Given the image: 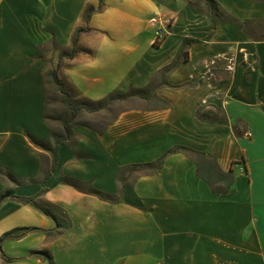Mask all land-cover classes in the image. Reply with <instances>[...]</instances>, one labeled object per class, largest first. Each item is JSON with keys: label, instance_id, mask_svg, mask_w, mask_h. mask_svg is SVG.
<instances>
[{"label": "crops", "instance_id": "0c3cea01", "mask_svg": "<svg viewBox=\"0 0 264 264\" xmlns=\"http://www.w3.org/2000/svg\"><path fill=\"white\" fill-rule=\"evenodd\" d=\"M217 1L236 21L213 30L203 0H0V170L21 180L18 195L46 188L38 200L71 222L48 235L56 227L51 216L4 200L0 237L38 229L3 241L11 260L0 255V264H264V0ZM153 17L172 19L161 41ZM81 27L90 29L79 34L78 51L61 57ZM188 38L199 41L184 45ZM51 65H60L77 100L143 88L154 77L166 84L150 98L126 99L129 106L101 129L77 123L76 142L59 145L57 168L44 182L53 157L28 134L51 139ZM175 146L210 152L224 171L239 162L236 193L214 194L185 151L169 154L160 171L119 178L121 167L153 162ZM124 176L121 201L64 181L90 182L117 197ZM15 186L0 172V192Z\"/></svg>", "mask_w": 264, "mask_h": 264}, {"label": "trees", "instance_id": "16d2710c", "mask_svg": "<svg viewBox=\"0 0 264 264\" xmlns=\"http://www.w3.org/2000/svg\"><path fill=\"white\" fill-rule=\"evenodd\" d=\"M204 5L207 8V12L212 18V27L213 30L216 28V25L219 22L222 21H236V19L228 14L221 4L217 0H203ZM93 8L89 7L86 13L85 18L88 20L91 13L93 12ZM90 28H78L74 34L73 41H72V47L69 50H64L61 52V57L63 56H68L71 57L73 56L77 51H78V37L79 34L83 30H89ZM199 39L196 38H188L184 45H189L192 44L193 42H198ZM179 60H175L172 64L169 66L165 67L163 70H161L160 75H165L168 71L173 69L177 64ZM59 66H54L51 65L49 67V70L47 72V82L49 84L50 89H55L57 90L61 95H62V100L64 103L68 106V109L70 110V119L68 120H63L62 125H61V131L57 132L54 131L52 127V136L50 140H42L39 139L31 134H28L29 139L31 142L37 146L39 149L50 152L53 157L52 165L51 167L46 170L43 173V181H47L50 176L53 174V172L57 168L58 164V148L59 145L62 143H74L77 140V136L73 131V127L78 123L77 122V117L82 111L86 112H98L109 105L111 103L118 101V100H124L128 99L130 97H145V98H150L155 94V90L157 89L158 86L162 84H166V80L163 78L160 80L158 83L155 81V77L153 80L143 88L135 87L134 85H131L129 90L127 92H118V91H113L109 93L107 96H105L102 99L99 100H89V99H83V100H77L75 99L74 95L72 92L67 89L65 82L61 79L59 75ZM47 119H50V114L46 115ZM97 132L101 133L103 132L102 130H96ZM185 151L188 152L192 155L193 159L195 160V163L197 165V173L198 175L203 178L205 181L209 183L211 186V189L214 194H216L219 197H224L228 195H233L236 193V187H235V174L233 172L234 167L237 163V161L233 162V166L231 168V171H224L218 161L215 155L211 154L208 151H197L192 148H188L185 146H175L171 149H169L166 153H164L162 156H160L157 160L153 162H148V163H137V164H132V165H127L123 166L120 169V174L119 178H121L124 173L126 172H133L136 169L139 168H149V169H154L156 171H160L166 157L169 154L176 153V152H181ZM1 174L6 172L8 178L15 183V187H8L5 189L3 192H0V205L3 203L4 200L8 198L16 199L18 201L24 202V203H31L37 208H39L43 213H45L48 216H51L55 221H56V227L52 230H46L48 235H58L65 230L69 229L71 226V222L68 218L62 216L56 209L53 204L47 203V202H40L38 198L46 192V188L42 189L39 193L33 196H21L16 193L17 186L21 184V180L17 177H15L13 174H11L9 171H4L0 170ZM129 176H124L123 181H122V186L119 192V196H112L109 195L101 190H98L94 187L91 186L90 182H80L76 179L72 178H66L64 181L66 183H70L72 185H75L77 187H82L85 185L84 189L88 193L97 195L98 197L105 199L107 201H121L122 200V194L123 190L126 186V181L128 180ZM38 229L37 227H30V226H21V227H16L13 228L7 232H5L1 237H0V255L3 260L5 261H10L11 258L7 257L5 252L3 251L2 248V242L5 240H12V239H20L24 237L26 234L29 232ZM41 254L46 256L47 258L52 260V256L49 252L47 251H42Z\"/></svg>", "mask_w": 264, "mask_h": 264}, {"label": "rangeland", "instance_id": "374dc122", "mask_svg": "<svg viewBox=\"0 0 264 264\" xmlns=\"http://www.w3.org/2000/svg\"><path fill=\"white\" fill-rule=\"evenodd\" d=\"M129 106L128 101L124 99L111 103L105 109L98 112L82 111L78 117V123H85L97 129H101L106 123L112 120L122 109ZM48 114L54 131L60 132L62 121L70 119V110L62 100V95L55 89H51L49 93Z\"/></svg>", "mask_w": 264, "mask_h": 264}, {"label": "built area", "instance_id": "2783aa9c", "mask_svg": "<svg viewBox=\"0 0 264 264\" xmlns=\"http://www.w3.org/2000/svg\"><path fill=\"white\" fill-rule=\"evenodd\" d=\"M152 23H155L157 25L156 31H155V38L156 41L163 40L166 35L170 32L172 19L171 18H162V17H153L151 19ZM216 64V59H211L206 63V75L211 76L213 73V66ZM228 68H232V63L229 62Z\"/></svg>", "mask_w": 264, "mask_h": 264}]
</instances>
